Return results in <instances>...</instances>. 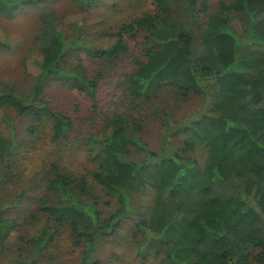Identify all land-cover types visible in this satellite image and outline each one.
Returning <instances> with one entry per match:
<instances>
[{"label": "trees", "instance_id": "1", "mask_svg": "<svg viewBox=\"0 0 264 264\" xmlns=\"http://www.w3.org/2000/svg\"><path fill=\"white\" fill-rule=\"evenodd\" d=\"M47 1L0 0V16L13 17L24 4ZM72 1L85 10L94 0ZM179 1L177 11L176 0H153V12L92 39L87 46L102 65L93 75L81 64L78 70L84 73L66 71L62 62L78 43L45 27L23 60L24 69L37 78L30 92L22 95L0 81V162L5 165L16 146L8 110L38 124L52 122L55 141L75 129L71 116L40 96L47 78L77 76L85 88L70 87L97 107L108 81L105 67L126 60L132 67L119 84L131 111L112 113L86 142L96 165L94 184L86 175L57 172L48 186L60 202L47 195L39 207L43 216L22 222L5 217L0 188V264H59L47 251L62 226L73 245L85 247L81 264H101L94 258L99 241L134 215L132 237L142 259L152 253L161 256V264H264V22H259L264 0H218L213 9L211 0ZM197 23L199 37L192 31ZM10 47L0 26V52ZM33 52L40 57L33 59ZM167 90L182 100L199 96L205 108L179 122L160 107L164 130L159 150H151L140 136L145 121L131 112ZM38 124L30 127L32 134L39 132ZM180 133L186 136L183 147L171 139ZM201 149L206 150L203 161L195 155ZM94 185L117 200L110 213L99 207ZM149 191L152 204L142 210L139 196ZM21 227L25 233L18 249L25 252L4 262L7 239Z\"/></svg>", "mask_w": 264, "mask_h": 264}, {"label": "rangeland", "instance_id": "2", "mask_svg": "<svg viewBox=\"0 0 264 264\" xmlns=\"http://www.w3.org/2000/svg\"><path fill=\"white\" fill-rule=\"evenodd\" d=\"M218 0H211V9ZM180 1L176 0V10H180ZM153 0H94L85 10H79L72 0H48L43 4H24L13 17L0 16V26L7 32L11 47L0 52V81L2 86L27 94L35 82L36 75L26 71L23 60L27 51L34 47L35 37L45 27L55 28L62 32L69 41H76L77 46L70 49L62 62L66 71L84 73L78 70V64L83 65L91 75L94 68L102 66L92 56L88 44L101 32L116 30L123 23L129 22L144 12H153ZM75 14L74 17H70ZM248 18H243L244 25ZM264 22V17L259 20ZM192 31L199 37V23L192 26ZM33 59L40 57L36 52ZM108 76L107 83L102 86L101 94L96 103L84 93L72 89L77 85L85 88L77 76L49 77L40 87L42 96L51 108L65 112L71 116L75 129L67 138L55 141L52 139V122L39 123L32 117L17 115L13 110L7 114L15 124V151L7 163L0 162L1 193L5 217L24 219L33 216H43L40 210L41 199L49 195L54 203L60 202L58 195L49 188V179L57 172L75 176L86 175L87 181L94 184L92 172L95 162L90 159L86 146L88 137L102 131L108 118L117 111L128 112V101L123 86H119L124 74L130 70L131 64L126 60L105 67ZM160 98L135 109L131 113L141 117L144 130L140 136L151 150H159L160 139L164 130L161 108L168 109L177 121L197 116L205 108L206 101L199 96H191L186 100L179 99L174 90L160 94ZM159 110V114L155 112ZM185 121V120H184ZM39 125V132L32 134L30 127ZM175 126H173L174 128ZM184 133L171 137L178 147H183ZM198 160H204L206 150L195 152ZM99 197V207L106 213L117 206L115 198L106 195L98 185H94ZM18 195H21L18 197ZM139 206L147 210L152 204V191L139 196ZM137 216L124 220L117 233L99 241L94 258L101 264H161V256L152 253L145 259L138 254V245L132 237ZM25 233L24 227L16 228L7 239L3 261L10 262L21 256L24 250L18 249L20 237ZM84 246L72 244L71 234L66 226L60 227L54 233V240L49 246L47 256L59 264H81Z\"/></svg>", "mask_w": 264, "mask_h": 264}]
</instances>
